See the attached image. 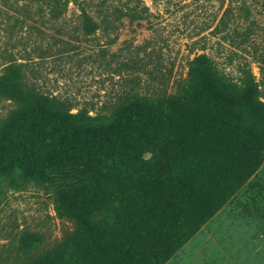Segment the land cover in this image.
<instances>
[{"label": "trees", "instance_id": "1", "mask_svg": "<svg viewBox=\"0 0 264 264\" xmlns=\"http://www.w3.org/2000/svg\"><path fill=\"white\" fill-rule=\"evenodd\" d=\"M20 1L10 7L23 11L16 21L28 23L27 37L17 55L0 51V100L13 106L0 121V206L4 188H43L73 226L22 264L166 263L264 162V87L248 64L264 76V1L221 0L220 16L194 41L202 53L173 93L126 91L98 112L41 91L23 64L45 63L65 44L45 30L66 34L71 1ZM107 12L139 24L149 9L127 0ZM80 18L82 36L99 29L84 9ZM208 48L239 63L236 79ZM147 49L135 47L123 63H142ZM38 242L28 233L19 239L25 254Z\"/></svg>", "mask_w": 264, "mask_h": 264}, {"label": "rangeland", "instance_id": "2", "mask_svg": "<svg viewBox=\"0 0 264 264\" xmlns=\"http://www.w3.org/2000/svg\"><path fill=\"white\" fill-rule=\"evenodd\" d=\"M70 1L61 23L67 29L66 34L45 30L65 44L59 43L57 54L45 63L23 64L41 91L93 112L102 110V106L126 91L142 95L173 93L186 77L188 62L202 53L200 46L194 44L205 34L201 29L214 25L221 13V0H156L154 3L144 0L149 14L137 24L127 19L115 20L110 12L105 13V8L122 6L127 0ZM10 2L0 0V51L7 48L17 55L27 37L28 23L21 22L23 11L15 13ZM135 2L128 0V5L133 7ZM82 9L99 24V29L89 37L80 32ZM102 15L111 21L108 28L102 22ZM16 17L21 20L16 21ZM36 26L41 28L39 23ZM11 45L16 48L12 49ZM140 45L148 47L147 57L140 53L143 62L123 63L128 53ZM206 53L215 57L220 69L236 79L239 63H225L211 48ZM5 64L0 63V70ZM248 64L264 87L258 64ZM12 108L9 101L0 100V121ZM148 157L146 154L145 158ZM50 193L32 185L4 188L0 206V264H22L26 257L53 246L64 230L72 229L71 223L56 216ZM25 233L39 239L28 254L19 244ZM164 264H264V162L233 198Z\"/></svg>", "mask_w": 264, "mask_h": 264}]
</instances>
